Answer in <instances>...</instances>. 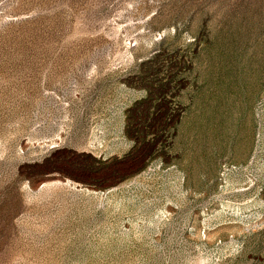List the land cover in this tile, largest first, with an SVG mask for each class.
<instances>
[{
  "label": "rangeland",
  "instance_id": "374dc122",
  "mask_svg": "<svg viewBox=\"0 0 264 264\" xmlns=\"http://www.w3.org/2000/svg\"><path fill=\"white\" fill-rule=\"evenodd\" d=\"M0 264H264V0H0Z\"/></svg>",
  "mask_w": 264,
  "mask_h": 264
}]
</instances>
